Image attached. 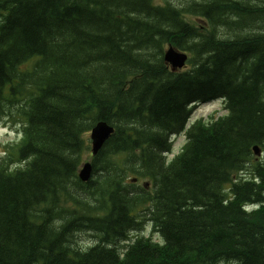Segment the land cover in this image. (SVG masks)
Returning <instances> with one entry per match:
<instances>
[{"label":"trees","instance_id":"1","mask_svg":"<svg viewBox=\"0 0 264 264\" xmlns=\"http://www.w3.org/2000/svg\"><path fill=\"white\" fill-rule=\"evenodd\" d=\"M204 1L208 28L153 0H0V121L11 104L28 122L0 162V264H264V6ZM218 99L167 161L190 107ZM101 121L116 131L82 183ZM146 222L160 243L130 237Z\"/></svg>","mask_w":264,"mask_h":264},{"label":"rangeland","instance_id":"2","mask_svg":"<svg viewBox=\"0 0 264 264\" xmlns=\"http://www.w3.org/2000/svg\"><path fill=\"white\" fill-rule=\"evenodd\" d=\"M237 1V0H236ZM241 1V0H239ZM251 3H255V4H260V6L262 7V5L264 6V0H248ZM156 4H159L161 6H166L167 5H171L172 7L175 8H180V10H182V13H179L181 18L183 19V21L190 25V26H194V27H198L201 26L203 27H209V25L207 24L206 19L200 17L199 14H194L189 12V9H191L192 5H199L202 6V4L205 2L204 0H155ZM154 3V0H153ZM155 4V3H154ZM193 8V7H192ZM199 19H201V21H199ZM218 34H220L221 36L224 37V39H227L228 37L225 35V33H227L228 30L222 28L218 29ZM264 30V26L262 27V31ZM254 32H258V31H254ZM228 35V34H227ZM233 38V37H230ZM165 49V48H164ZM189 54V53H188ZM223 105L220 104V101H214V102H207V104H198V106L194 107V110L192 112V116L190 121H192V119L195 121V119H199L202 118L204 120H207V118H209L210 116H214V118L217 120V118H219L222 115H225L227 113V111L225 110L224 107H222ZM190 123V122H189ZM9 128H14V125H12V123L10 122ZM190 127V124H189ZM9 131H5V130H1L0 129V149H1V145L2 144H6L7 142V146L10 147L12 145L15 144V137H14V133H8ZM14 139V140H13ZM12 141V142H10ZM185 135L184 136H177L176 138L173 139V152L170 155V159H172L176 154H178L183 147L185 146ZM13 143V144H12ZM172 144V145H173ZM6 146V147H7ZM83 161L84 162H90V151L87 152V154L83 157ZM134 178H137V176H134ZM149 181H145L143 179H140L137 182H135L138 186H140L141 188H144L148 193L151 194V191L153 190V185L148 183ZM149 185V186H148ZM143 234L144 237H150L151 240H154L156 242H161V240L159 239V237L154 234L152 232V228L149 225V222H146L143 227H142V231L141 232H135V231H131L129 233L130 237H134L135 235H141ZM95 239H93V237L91 236H85L82 237V239L78 240V245L77 247H80L81 249L83 248H88L89 246L94 244ZM122 244H125V242H123Z\"/></svg>","mask_w":264,"mask_h":264},{"label":"bare ground","instance_id":"3","mask_svg":"<svg viewBox=\"0 0 264 264\" xmlns=\"http://www.w3.org/2000/svg\"><path fill=\"white\" fill-rule=\"evenodd\" d=\"M169 46H172V45H169ZM169 46H167V47H169ZM166 53H167V50L166 49H164V53H163V62H165V65L171 70V72H173V73H177V72H179V71H172V69H171V66L173 67V63L172 62H170L169 60H167L166 58H165V56H166ZM189 55H186V59H185V63H184V65L183 66H181L180 68L179 67H177L178 69H180V70H185L187 67H188V60H189ZM25 88L26 87H24L23 89H21V92H23V95H24V90H25ZM30 97V96H29ZM29 97H28V99H29ZM28 99H27V101H28ZM214 101H220V104H222L223 106L222 107H224V100H222V99H218V100H214ZM27 104V103H26ZM26 104H24L21 108H23V107H25L26 106ZM196 106V104L195 105H192L190 108L192 109V110H194V107ZM225 108V107H224ZM7 112V113H6ZM5 113H6V115H5V117H3V119L0 121V129L1 130H5V131H9L8 133H14V137H15V139H16V141H15V144L14 145H12V146H10V147H6L7 149H11L13 146H16V148L18 147V145L20 144V143H25L26 142V130H27V126H28V122L25 120V118H24V116L22 115V113H21V111H20V108H17V109H11V104H7L6 105V108H5ZM192 116V115H191ZM191 119V117L189 118V120ZM10 122L12 123V125H14V128H9V126H11L10 125ZM190 121H188V123H187V125H186V128L184 129V131H183V133L181 134L182 136H184L185 135V140H186V131L188 130V127H189V123ZM101 123H104V124H107L105 121H101V122H98V123H96V125H94L92 128H94V127H96L98 124H101ZM106 127H107V129L109 130V136H107L106 137V141L103 143V145H102V148H103V146L106 144V142H109L112 138H113V134L115 133V131H116V129H115V127L114 126H111L110 124H107L106 125ZM91 128V129H92ZM103 130L104 129H102L101 131H100V133L101 132H103ZM181 135H174V136H172V138H171V140H170V143H171V145L173 144V139L174 138H176L177 136H181ZM14 140V139H13ZM89 142H88V145H89V148H90V162H84L83 160H81V164H80V166H79V169L77 170V172H78V179H79V181H81L82 183H88L89 181H91V179L93 178H96V177H98L102 172H98L97 174H95V171H94V169H95V167H94V165H95V163H96V159L100 156V153H101V150L102 149H100L99 151H97V152H93V148H92V139H91V136L89 137V140H88ZM10 142H12V141H10ZM13 144V143H12ZM173 147H174V144L172 145ZM173 147H172V151H171V153H164V155H163V157H165L166 158V160L167 161H171L172 159H170L169 157H170V155L172 154V152L174 151L173 150ZM185 147V146H184ZM183 147V148H184ZM6 149V150H7ZM183 150V149H182ZM181 150V151H182ZM180 151V152H181ZM8 152L9 151H7V152H4L3 154L0 152V162L1 161H6L7 159H8V156H9V154H8ZM179 152V153H180ZM177 155V154H176ZM89 165V168H87V166ZM17 167V166H16ZM82 173H84V175L83 176H85V175H87L88 174V179L87 180H84L82 177H81V174ZM132 174V173H131ZM130 175V174H129ZM126 178V177H125ZM130 180L133 182V184H136L135 182H137L138 180H139V178L137 177V178H134L133 177V175H131V178H130ZM148 183H150V184H152L153 185V189H154V184H153V182H148ZM149 186V185H148ZM251 209V207L249 206V205H246V210H250ZM149 225H150V223H149ZM151 226V225H150ZM152 227V226H151ZM88 236H90V235H88ZM140 236H144L143 234H141ZM159 237V236H158ZM145 239H149V240H151V238L150 237H144ZM152 242H155V243H160V242H156V241H154V240H152ZM89 247H91V246H89ZM88 247V248H89Z\"/></svg>","mask_w":264,"mask_h":264},{"label":"water","instance_id":"4","mask_svg":"<svg viewBox=\"0 0 264 264\" xmlns=\"http://www.w3.org/2000/svg\"><path fill=\"white\" fill-rule=\"evenodd\" d=\"M165 58L167 60H169L170 62L173 63V67L171 66L172 71H177L180 70L177 67H181L184 65L185 63V59H186V54L184 53H180L179 50H175L172 46L169 47V50L166 53ZM107 124L101 123L98 124L96 127L92 128L91 130V139H92V148H93V152H97L100 149H102V145L103 143L106 141V137L109 136V130L106 127ZM103 130V132L100 133V131ZM254 153L257 155H260V149L259 147L256 145V147H254L253 149ZM87 168H89V165L87 166ZM84 173L81 174V177L84 180L88 179V174L83 176Z\"/></svg>","mask_w":264,"mask_h":264}]
</instances>
